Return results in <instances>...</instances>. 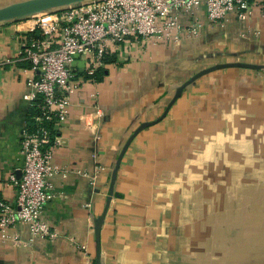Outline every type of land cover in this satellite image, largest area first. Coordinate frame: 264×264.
I'll list each match as a JSON object with an SVG mask.
<instances>
[{"label": "crops", "instance_id": "1", "mask_svg": "<svg viewBox=\"0 0 264 264\" xmlns=\"http://www.w3.org/2000/svg\"><path fill=\"white\" fill-rule=\"evenodd\" d=\"M199 13L197 36L122 42L96 76L75 60L43 208L58 235L0 230V264H264V18L255 9L209 24ZM31 22L0 23V197L10 201L33 74L18 50L42 38Z\"/></svg>", "mask_w": 264, "mask_h": 264}, {"label": "built area", "instance_id": "2", "mask_svg": "<svg viewBox=\"0 0 264 264\" xmlns=\"http://www.w3.org/2000/svg\"><path fill=\"white\" fill-rule=\"evenodd\" d=\"M202 8L209 24L222 23L229 13L246 20L255 9L264 18V0H89L39 12L31 20L26 31L38 29L42 38L23 42L18 55L33 70L23 98L38 111L20 132L21 173L11 176L15 200L0 198L2 232L20 223L27 226L30 240H52L58 235L43 217L44 205L54 195L52 177L58 173L52 162V128L46 123L60 124L68 117L75 60L85 58L84 72L93 76L107 54L122 42L180 41L197 36L204 26ZM11 237L22 243L17 232Z\"/></svg>", "mask_w": 264, "mask_h": 264}, {"label": "water", "instance_id": "3", "mask_svg": "<svg viewBox=\"0 0 264 264\" xmlns=\"http://www.w3.org/2000/svg\"><path fill=\"white\" fill-rule=\"evenodd\" d=\"M89 0H19L15 1L9 4H6L4 6H0V23L7 21V20H17L20 18H24L30 15H34L39 12L43 11H55L59 9H63L65 7L71 6V5H77L83 2H86ZM206 70H203L199 73H196L194 76L189 78L185 83H183L175 92V96H178V94L181 92L182 88L193 81L197 76H199L202 72ZM128 143L125 144L123 147L122 153L124 149L126 148ZM121 155L118 157L116 165L113 169V175H112V181H111V189L113 186V180L115 178V174L119 165V161L121 158ZM20 176V174L18 175ZM102 216L99 217L97 224H96V239L99 240V227H100V221ZM95 264H100V257L99 255L96 258Z\"/></svg>", "mask_w": 264, "mask_h": 264}, {"label": "trees", "instance_id": "4", "mask_svg": "<svg viewBox=\"0 0 264 264\" xmlns=\"http://www.w3.org/2000/svg\"><path fill=\"white\" fill-rule=\"evenodd\" d=\"M94 75L96 76L95 72H94L93 76ZM37 111H38V109H36L34 106L29 108V110H28V117H27V120H28V124L29 125L32 123V115L34 113H36ZM52 123H53V121H50V122H47L46 124H48L51 127L52 126Z\"/></svg>", "mask_w": 264, "mask_h": 264}, {"label": "rangeland", "instance_id": "5", "mask_svg": "<svg viewBox=\"0 0 264 264\" xmlns=\"http://www.w3.org/2000/svg\"><path fill=\"white\" fill-rule=\"evenodd\" d=\"M39 14L40 13H37V15H30V16H27V17H24V18H20V19H17V21H21V20H25V21L26 20H29V21L36 20L38 18ZM77 59H79V58H77Z\"/></svg>", "mask_w": 264, "mask_h": 264}]
</instances>
